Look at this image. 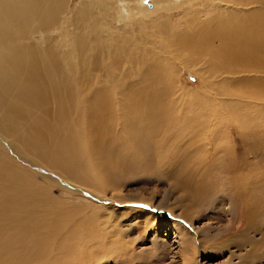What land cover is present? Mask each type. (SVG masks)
<instances>
[{"label": "bare ground", "instance_id": "1", "mask_svg": "<svg viewBox=\"0 0 264 264\" xmlns=\"http://www.w3.org/2000/svg\"><path fill=\"white\" fill-rule=\"evenodd\" d=\"M186 1L0 0V134L21 154L100 194L102 202L107 197L118 202L100 208L93 198H56L38 173L0 146V264H129L128 244L148 239V231L160 224L162 205L154 201L155 190L148 197L124 192L123 180L150 172L151 163L173 164L180 146L195 156L215 157L220 166L208 169V176L222 183L229 139L224 145L221 134L227 135V123L252 131L245 116L258 113L254 104L264 92L247 91L251 86L241 80L224 84L225 94L255 95L252 107L224 106L205 110L206 115H192L187 107L170 110L166 96L183 66L204 67V74L215 78L263 77L264 0H207L201 9L188 4L175 22L172 12ZM52 30L59 35L53 37ZM37 34L45 44L35 40ZM65 55L77 62L63 60ZM114 96L126 102L115 108ZM179 124L175 133L191 135L184 144L171 138ZM173 179L199 207L210 201L211 190L202 182L192 186L182 171ZM130 199L145 211L122 208ZM130 211L135 213L125 218ZM170 212L173 220L164 219L158 231L173 225L181 264H204L198 259L206 251L203 240L222 227L197 225L191 212L178 214L180 222Z\"/></svg>", "mask_w": 264, "mask_h": 264}, {"label": "rangeland", "instance_id": "2", "mask_svg": "<svg viewBox=\"0 0 264 264\" xmlns=\"http://www.w3.org/2000/svg\"><path fill=\"white\" fill-rule=\"evenodd\" d=\"M206 1L207 0H187L183 5L184 7L181 6L182 3H178L180 5H178L176 10L171 14V16H173L172 19L177 22L180 16L183 15L184 12H187V7H189L187 6L188 4L197 6L200 5V3L202 5V3ZM149 3H152V1ZM201 5L197 8L201 9ZM226 6L225 4L224 7ZM181 7H183V12ZM239 10L243 11L242 9ZM181 12L182 14H180ZM65 26H67V23ZM53 30L50 31L52 36L56 35V33L59 35L60 31L57 32V30ZM36 39L38 42H40V39L41 43L45 41L39 34L36 35L35 40ZM56 43L57 42H55V44ZM69 48H71V46ZM62 59L77 62L69 55L63 56ZM203 70L204 67L196 69L183 66V71H179V73L173 77V81L171 78L170 85L173 92L171 97L168 95L166 96V100H169L168 104H171L168 105L170 110L180 112L179 108H192V115H195L193 113L195 111H204L205 113L200 115H206L207 112L205 110L218 109L219 107H223V109H225V107H237L236 110H247L243 108L240 109L239 106H246V108L250 107V103L252 100L254 101L255 95H250L252 97L244 95L243 97V95L236 93L235 90L225 94L226 90L224 84L227 85L240 80V85L251 86L247 91L256 89L260 92H264V76L262 77L260 73H241L238 79H227L225 76H220L221 78L209 77L204 74ZM237 97L238 100L236 99ZM241 99H244V102ZM125 102V98L120 101L116 96H114V100H112V104L115 108L121 107ZM244 103H246V105ZM254 106L258 109V113H256V109L255 111L252 109L255 113L251 114V112H249L252 116L250 114H248L249 116H245L246 119L250 120L249 124L252 127V131H248V127L245 124L240 126L236 123H227V135L229 136H225V133H222L223 135L221 134L223 144L227 143L229 139V146L226 147L224 144L226 150L229 152L227 151L228 153L223 158L224 160L221 161V164H223L227 170L225 171L226 174H220L223 179L222 183L216 180L214 174L208 176V169L213 170L220 166V162L215 157L206 154H197V156H195L193 150L189 149L188 153L184 146L178 148L180 158L175 160L173 164H164L159 168H155V164L151 163L150 172L143 173L144 175L142 174L143 176L140 178L134 176L123 180L124 182L122 181L124 183V188L122 187L123 191L127 192L129 190L130 195L135 193L138 195L143 194L145 197H148L154 194L155 191L157 192L154 201L162 205L157 211V214L159 213L158 216L161 217L156 220L160 222L157 228H160L164 219L171 218L169 215L170 211L167 208H172V210H174V214L172 212L170 213L179 218L178 221L180 222H183L181 221V219L184 218L183 212L185 214L186 212H191L188 214H195L194 216H197V220L199 221L197 225L213 222L215 225L217 223L219 227H222V230L220 229L219 232L217 231L215 236L206 235L207 237L203 240L205 242L206 251L201 252L200 258L198 259L199 262H204V264H264V98L262 100L258 99ZM185 111L186 110L183 109V112ZM116 116L118 118L121 116L119 110L116 112ZM172 116L175 117V114L172 113ZM84 117H87L85 112ZM177 126L178 127L174 128L171 132V138L182 144L188 142L187 140L185 141V139L191 137V135H187L183 138L184 136L182 137L178 132L175 133L180 124ZM197 131L201 136V129ZM192 137L198 136L192 135ZM0 146L9 154L10 158L19 163L23 168L35 173V175L38 173L37 178L43 179L48 183L47 188L51 190L52 195L56 198L61 197L68 199L70 195L73 197L70 198L73 201L74 199L76 200L78 196L90 199L93 198V202H96V205H100V208L115 203L114 200L108 197L102 202V196L100 194L97 195L83 185H78V183L69 182L66 178L58 176L50 167L37 161L34 157L32 159L30 156L28 157L21 154L13 147L9 139L1 134ZM218 157L220 156L218 155ZM184 159L186 162L183 161ZM201 159L203 160L201 161ZM180 171L188 176L192 186H200L202 182V187L210 188V190L214 192L208 191V193L210 192L211 194V199L209 198L210 201L207 202L206 205L204 204L199 207L191 195L184 194L180 187L176 186L173 178L174 175L180 173ZM131 199L121 204V206L124 205L122 208L125 210H144L145 206L143 207L142 204L140 205L136 200ZM117 203L116 201L115 204ZM102 204L104 205L101 206ZM190 204H193V206L197 208L193 210L189 209L191 208L189 207ZM90 207L91 206H88L87 209H90ZM228 209L229 211H227ZM134 211L136 212V210ZM134 211H130L131 213L125 214L126 216L124 217L130 219V217H132L130 215L135 213ZM96 212L103 213L99 212V208ZM178 214H181L183 218ZM188 214H186V217L190 216ZM156 221H154L155 224H157ZM125 223L132 224L128 221ZM171 226L173 225L168 224L167 227L169 228L165 227L159 229V231L157 228H152L148 231V234L146 233L148 239L145 237V241L139 239L129 243L128 246L132 248L129 252L132 256L130 263L181 264L180 246L174 241L177 233L175 228ZM139 227L140 226H138V228ZM134 229H136V227ZM152 232H155V234L153 235ZM135 235H137V233ZM106 262H108L107 264H115L113 261Z\"/></svg>", "mask_w": 264, "mask_h": 264}]
</instances>
